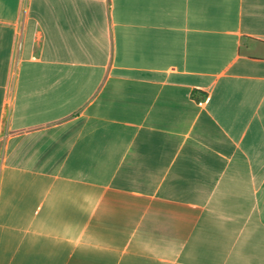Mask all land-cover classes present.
<instances>
[{"label":"crops","instance_id":"obj_1","mask_svg":"<svg viewBox=\"0 0 264 264\" xmlns=\"http://www.w3.org/2000/svg\"><path fill=\"white\" fill-rule=\"evenodd\" d=\"M0 264H264V0H0Z\"/></svg>","mask_w":264,"mask_h":264},{"label":"trees","instance_id":"obj_2","mask_svg":"<svg viewBox=\"0 0 264 264\" xmlns=\"http://www.w3.org/2000/svg\"><path fill=\"white\" fill-rule=\"evenodd\" d=\"M200 95H201V97H200ZM191 96L193 97V98H195L196 100H202L203 98H204V94H200L199 92H197V91H193L192 93H191Z\"/></svg>","mask_w":264,"mask_h":264}]
</instances>
